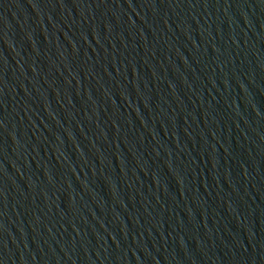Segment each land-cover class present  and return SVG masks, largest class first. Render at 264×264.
<instances>
[{
  "label": "water",
  "instance_id": "water-1",
  "mask_svg": "<svg viewBox=\"0 0 264 264\" xmlns=\"http://www.w3.org/2000/svg\"><path fill=\"white\" fill-rule=\"evenodd\" d=\"M0 264H264V0H41L0 92Z\"/></svg>",
  "mask_w": 264,
  "mask_h": 264
}]
</instances>
